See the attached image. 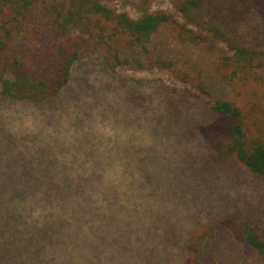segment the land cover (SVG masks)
<instances>
[{
	"label": "clouds",
	"instance_id": "obj_1",
	"mask_svg": "<svg viewBox=\"0 0 264 264\" xmlns=\"http://www.w3.org/2000/svg\"><path fill=\"white\" fill-rule=\"evenodd\" d=\"M156 88L95 59L40 98L0 96V264H186L219 211L196 139Z\"/></svg>",
	"mask_w": 264,
	"mask_h": 264
},
{
	"label": "rangeland",
	"instance_id": "obj_2",
	"mask_svg": "<svg viewBox=\"0 0 264 264\" xmlns=\"http://www.w3.org/2000/svg\"><path fill=\"white\" fill-rule=\"evenodd\" d=\"M103 2L128 12L132 17L141 15L144 10L171 12L178 23L161 27L146 44V49L127 48L123 52L124 56L143 62L144 69L119 67L111 70L98 49L73 67L85 59H95L108 70L154 86L166 99L177 130L183 129L182 134L199 143L200 154L188 163L191 179L203 185L210 194L220 189L234 194L219 197L218 214L193 239L192 257L186 264H193L196 260L198 264H264L235 226L238 219L247 217L264 230V178L254 177L235 159L224 161L217 158L213 141L231 128L233 119L212 112L198 97L233 101L243 111L249 134L264 135V114H256L253 109L254 105H264V66L233 76V66H226L222 59L224 54H229L225 44L192 39L189 29L197 33L200 29L187 24L171 0ZM202 15L241 43L264 50V0H205ZM30 23L25 19L22 31L11 41L14 48L26 54L34 51L40 40L45 42L33 34L45 28L43 20L34 21L33 29ZM39 57L45 58V55L39 53ZM160 61L168 66L150 68L151 64ZM0 96H3L1 92Z\"/></svg>",
	"mask_w": 264,
	"mask_h": 264
},
{
	"label": "trees",
	"instance_id": "obj_3",
	"mask_svg": "<svg viewBox=\"0 0 264 264\" xmlns=\"http://www.w3.org/2000/svg\"><path fill=\"white\" fill-rule=\"evenodd\" d=\"M171 1L187 24L200 29L199 33L189 29L192 39L225 44L229 54H224L222 59L226 66H233V76L264 66V50L241 43L202 15L205 0ZM25 19L31 21V29L36 20H43L45 24L42 31L33 33L45 42L40 40L29 54L17 50L11 42L13 36L22 31ZM177 21L174 14L163 10H144L141 15L132 17L103 0H0V92L16 98L52 94L65 83L69 68L97 49L111 70L144 69L143 62L132 60L123 52L127 48L146 49V44L161 27ZM39 53L45 58H40ZM166 66L167 63L160 61L150 68ZM201 89L206 93L203 87ZM198 97L212 112L233 119L231 128L213 141L217 158L235 159L254 177L264 178V135L249 134L243 111L233 101ZM253 109L256 114H264V105H254ZM235 226L264 262L263 228L247 217L238 219Z\"/></svg>",
	"mask_w": 264,
	"mask_h": 264
}]
</instances>
